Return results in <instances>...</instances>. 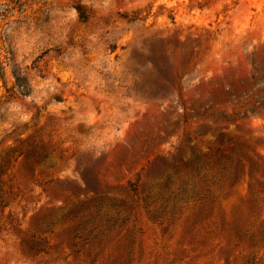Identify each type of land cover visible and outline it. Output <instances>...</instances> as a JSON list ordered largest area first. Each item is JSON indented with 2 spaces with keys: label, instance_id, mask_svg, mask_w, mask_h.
<instances>
[{
  "label": "rangeland",
  "instance_id": "rangeland-1",
  "mask_svg": "<svg viewBox=\"0 0 264 264\" xmlns=\"http://www.w3.org/2000/svg\"><path fill=\"white\" fill-rule=\"evenodd\" d=\"M0 264H264V0H0Z\"/></svg>",
  "mask_w": 264,
  "mask_h": 264
},
{
  "label": "trees",
  "instance_id": "trees-1",
  "mask_svg": "<svg viewBox=\"0 0 264 264\" xmlns=\"http://www.w3.org/2000/svg\"><path fill=\"white\" fill-rule=\"evenodd\" d=\"M12 74L14 77V85L13 89L20 95H27L30 92V85L28 81V77L23 74L22 70L16 66V64H12Z\"/></svg>",
  "mask_w": 264,
  "mask_h": 264
}]
</instances>
